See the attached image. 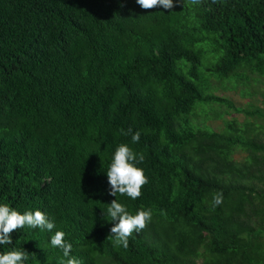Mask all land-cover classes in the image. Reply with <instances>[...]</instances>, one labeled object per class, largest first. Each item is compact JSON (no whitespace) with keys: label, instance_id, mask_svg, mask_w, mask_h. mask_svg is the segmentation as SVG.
<instances>
[{"label":"trees","instance_id":"16d2710c","mask_svg":"<svg viewBox=\"0 0 264 264\" xmlns=\"http://www.w3.org/2000/svg\"><path fill=\"white\" fill-rule=\"evenodd\" d=\"M120 144L144 156L136 200L109 194ZM115 199L153 213L127 248ZM0 204L56 225L0 245L23 264H66L56 231L83 264H264V0H0Z\"/></svg>","mask_w":264,"mask_h":264},{"label":"clouds","instance_id":"9594fccd","mask_svg":"<svg viewBox=\"0 0 264 264\" xmlns=\"http://www.w3.org/2000/svg\"><path fill=\"white\" fill-rule=\"evenodd\" d=\"M180 0H136V3L145 10L162 7L170 10L179 4ZM193 4L199 3V0H192ZM125 135H131L133 143H138L141 138V132L129 128ZM144 156L142 153L135 152L127 144H120L116 149L114 156L108 168L107 177L110 185L109 194L117 197V194L138 199L142 195L143 187L149 183V178L145 170L138 165L142 164ZM223 202V193H217L213 198L214 205H220ZM105 217H110V221H118L110 229L108 239L114 237L113 243L116 246H129V237L134 232L145 229L152 221L153 213L151 209H141L135 215L130 214L126 205L113 200L108 204ZM27 226L28 228L46 230L51 232L55 227L54 221L50 220L48 215L40 210L26 211L21 214L19 211L11 208L7 204H0V245L12 244L11 234L13 231L20 230ZM65 232L56 231L51 236L50 244L54 248L63 251V256L68 258L66 264H83L76 257H70L72 244L65 240ZM29 257V253L24 250H13L6 253H0V264H23ZM65 264V262H62Z\"/></svg>","mask_w":264,"mask_h":264},{"label":"rangeland","instance_id":"374dc122","mask_svg":"<svg viewBox=\"0 0 264 264\" xmlns=\"http://www.w3.org/2000/svg\"><path fill=\"white\" fill-rule=\"evenodd\" d=\"M235 80L236 79L230 78L229 81H225V84H226V87H227V91H220L218 89L219 86H216L215 84H213V86H212V88H213L212 91L213 92H219L220 91V92H222V96H230V95H232L233 99L235 100V103L239 107H245L248 103L252 102L251 99H249V98L244 99V98L241 97L240 94H237V93L230 94L229 91H228L229 89H232V87L235 86V84H236V83H234ZM260 101H262V98L258 97V98H256L255 103L261 106ZM218 108H220V106H218ZM214 109H215V107H214ZM224 114H225V112H223V110H222L221 115L224 116ZM213 116H215V115H213ZM210 125L212 127H214V128H219V127H221L223 125V122L222 121H210Z\"/></svg>","mask_w":264,"mask_h":264}]
</instances>
